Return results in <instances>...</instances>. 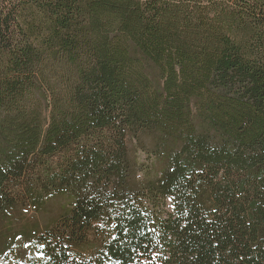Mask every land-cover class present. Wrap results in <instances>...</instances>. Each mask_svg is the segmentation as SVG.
I'll return each mask as SVG.
<instances>
[{"label": "trees", "instance_id": "trees-1", "mask_svg": "<svg viewBox=\"0 0 264 264\" xmlns=\"http://www.w3.org/2000/svg\"><path fill=\"white\" fill-rule=\"evenodd\" d=\"M22 208L44 223L1 262L264 264V0H0Z\"/></svg>", "mask_w": 264, "mask_h": 264}, {"label": "rangeland", "instance_id": "rangeland-1", "mask_svg": "<svg viewBox=\"0 0 264 264\" xmlns=\"http://www.w3.org/2000/svg\"><path fill=\"white\" fill-rule=\"evenodd\" d=\"M142 157L145 158V155L142 154ZM41 215H34L33 212H31L28 208H22L17 213L10 214V217L6 222L0 221V247L2 246L4 242V236H16L17 244L19 248L21 249V252H29L32 249L31 246V239H29L27 236L23 237L20 235L21 233H25V230H27L32 224L35 222L43 224L44 223V217L41 218ZM45 216V215H44ZM4 235V236H2ZM0 264H15L13 260L1 262Z\"/></svg>", "mask_w": 264, "mask_h": 264}]
</instances>
